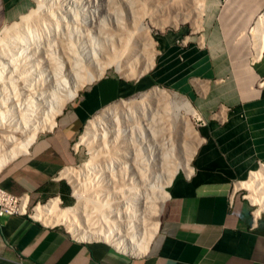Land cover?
<instances>
[{
	"label": "crops",
	"instance_id": "0c3cea01",
	"mask_svg": "<svg viewBox=\"0 0 264 264\" xmlns=\"http://www.w3.org/2000/svg\"><path fill=\"white\" fill-rule=\"evenodd\" d=\"M33 6L34 0H0V31ZM263 7L264 0H203L198 25L187 20L189 26L159 35L156 61L145 73L103 76L85 86L50 129L0 169V188L26 193L30 205L57 199L69 206L72 188L61 173L82 162L73 141L86 123L154 87L176 91L204 123L188 165L167 185L142 254L11 215L0 217V264H264V213L253 223L238 186L264 165V59H251L247 43L252 48L247 33Z\"/></svg>",
	"mask_w": 264,
	"mask_h": 264
},
{
	"label": "bare ground",
	"instance_id": "6f19581e",
	"mask_svg": "<svg viewBox=\"0 0 264 264\" xmlns=\"http://www.w3.org/2000/svg\"><path fill=\"white\" fill-rule=\"evenodd\" d=\"M119 1L126 9L125 14H123L134 29L132 2L129 0ZM59 3L60 6L54 12L55 14L47 12L41 16V20L29 19L28 15H23L24 17L20 18L22 20H20V24L13 23L8 28L4 29V26L3 31L1 30L0 105L6 103L2 101L4 96L10 107L5 111H0V129L5 128L12 132L19 130L21 139L18 142L12 134L0 135V169L15 156L25 152L36 137L37 132L50 129L54 125L55 115L61 112L66 102L76 97L77 88L80 87L78 81H85L90 84L100 78L103 73L104 67L99 61L103 55L97 51L98 47L94 46L96 48L93 50H87L86 46L81 44L77 49L78 51L75 52L71 47L67 49L64 39L62 40V35H64L65 28L73 30L75 24L79 30L77 27L79 22L83 24L81 29H85L87 34L92 31L99 33L104 26L101 17L107 20L108 25L112 28L117 27L119 21L113 7V0H60ZM167 5H169L172 14L182 10L180 18L172 17L171 24L173 25L186 20L188 16L192 22H197L203 11L201 0H169ZM152 8L154 12L156 7ZM157 8L161 9L160 6ZM38 9L41 10V5L38 6ZM164 10L166 12L167 9ZM156 12L155 9V14ZM167 13L169 14V12ZM161 14L163 15L162 9ZM150 17L152 23L156 25L154 16L150 15ZM163 18L166 19V17ZM136 26H138L135 28L136 31H142L140 33L143 34L142 38H139L141 37L139 35L138 38L141 41L138 39L136 40L137 43L142 44L146 40L149 45H153L149 38L148 29L141 24ZM86 29H89V32ZM131 29L130 32L133 30ZM138 34L136 33V35ZM251 35L253 37L254 59H258L264 52V11L257 17L251 29ZM123 37L124 35H122V39ZM113 38H117L118 42L121 43V38L118 36ZM128 45L131 43L127 38L123 47L126 48ZM113 46L110 45V48L116 52L117 50ZM29 49L31 50L29 51ZM25 59L32 62V71L29 75L21 69ZM146 62L147 68H150L153 59ZM124 63L126 60L116 61L114 63L115 69L124 73ZM36 79L48 81L49 86L53 87L49 95L55 98L52 101L54 106L47 120L41 126L28 124L31 117H34L32 115L34 113L33 105L34 103L37 104L32 102V98L39 102L44 99L42 91L41 93L35 92L33 95L32 81ZM58 89L62 92L61 98L56 97ZM152 89L148 91L149 94H146V99L139 100V103L121 104L117 109L111 107L105 114H99L87 122L83 133L84 138L89 141L95 137L97 141L91 147V152L99 154L101 158L102 154L108 152V147H110L111 154L102 156L104 158H101L98 163L95 162L96 164L92 161L87 163L84 172L88 175L83 176L82 182L79 181L81 179L76 174L68 172V169L64 170L62 174L68 176L72 182L77 203L62 208L57 199H51L43 206L36 207L34 218L47 223H63L70 233L78 239L91 241L92 238H98V240L111 243L123 253L139 255L145 251L158 224V215L166 195L164 188L177 171L176 168L180 169L188 165L194 151L193 144L186 146L182 142L178 134L179 128L182 132L196 137V131L191 129L189 121L190 117L194 115V109L189 101L168 94L164 90L157 89V87ZM119 134L120 141L118 142L116 139ZM180 134L182 133L180 132ZM106 136L111 137L109 144L105 142ZM88 141L87 143H90ZM173 158H176L178 164H173ZM160 167H163L165 177L161 184L159 182V194L157 196L159 200L157 203L155 202L157 205L152 206L154 221L146 230L145 221L138 209L149 202L147 191H151L157 182V179L154 178L157 173L154 172V175L152 171L148 173L149 169L154 168L156 170ZM92 172H94L93 176L91 175ZM90 175L92 176L91 179L89 178ZM97 183L109 185L103 190L101 203H96L91 198L92 189L96 188L91 187ZM238 186L249 187L251 191L248 196L249 199L259 205L257 212L264 211V170L252 172L249 178L240 182ZM104 207L106 210L102 209ZM95 211H101L98 212L99 215L107 212L106 215L93 219L92 214ZM95 221H100V223H96L94 226Z\"/></svg>",
	"mask_w": 264,
	"mask_h": 264
},
{
	"label": "rangeland",
	"instance_id": "374dc122",
	"mask_svg": "<svg viewBox=\"0 0 264 264\" xmlns=\"http://www.w3.org/2000/svg\"><path fill=\"white\" fill-rule=\"evenodd\" d=\"M59 1L60 0H34V6H33V8H32V10L30 11V12H28L27 14H25L24 16H26V15H28L30 18L29 19H33V18H36V20H41L42 18H41V16L42 15H44V14H46L47 12H52V13H54L56 10H57V8L60 6V3H59ZM119 0H113V7H114V10H115V12H116V14H117V20L119 21L118 22V25H117V27H115V28H112L110 25H108V21L107 20H105V19H102V17L100 18L101 19V22H103L104 23V26L100 29V31H99V33H98V31H92V32H90L89 34H87L86 32H85V29L84 30H82L81 28H83V24L81 23L80 24V22L78 23L79 24V26L77 25V27L79 28V30L76 28V24L74 25V29L73 30H69L68 28H65L64 29V35H62L63 36V38H62V40L64 39V42L66 43L65 45H66V47H67V49L69 48V47H71L72 49H73V51H75V52H77L78 50V47H79V45H81V44H83L84 46H86L85 48L87 49V50H90V49H94V48H96V47H98L99 48V50H98V48H97V51L98 52H100V53H102V55H103V57H100L99 58V61H100V63L103 65V67H104V70H103V73H102V75L100 76V78L101 77H103V76H108V75H113V76H120V77H122V78H125V79H133V78H137L139 75H141V74H143V73H145L149 68H147V62L146 61H148L149 59H153V64L155 63V61H156V58H157V55H158V48H157V38L159 37V35L160 34H162V33H164V32H166V31H168V30H172V29H174V28H177V27H181L183 24H184V26H189L188 25V22L189 21H191V19H189V16H188V18L186 19V20H184V21H179L176 25H173V24H171V20H173L172 19V17L173 18H180V16H181V14H180V12H182V10H180V12L179 13H173L172 14V12H171V9H170V7H169V5H167L168 3H169V0H129V1H131L132 3V5L131 6H133V7H131V10H132V14H133V16H134V20L135 21H137V18L139 19V20H141L140 22H139V20L137 21V22H135L134 21V23H135V25H134V29L135 28H138V26H136V25H144L147 29H148V33H149V38L151 39V43H153V45H149L148 43H147V41L145 40L144 41V43H142V44H138L137 42L138 41H136V40H138L139 38H142L143 36V34L141 35V33L140 32H142V31H140V32H138V31H136L137 29H133L132 27L133 26H131V25H129V20L126 18V16L124 15L125 14V11H126V9H125V7H123V4L119 1ZM144 1V2H143ZM152 1H153V3H152ZM202 2H203V0H201ZM157 2V3H156ZM159 3V4H158ZM163 3V4H162ZM165 4V6H163ZM39 5H41V10L40 9H38V6ZM160 6L161 7V9H162V12H163V15L161 14V9L159 8H157L158 6ZM139 6V7H138ZM151 6V8L152 7H156V8H154V12H153V8L151 9V8H149ZM168 6V7H167ZM142 7V8H141ZM163 7V8H162ZM149 8V9H148ZM167 9L166 10V12H165V10L164 9ZM155 9H156V11L158 12V15H157V12H156V14H155ZM158 9V10H157ZM148 10V11H147ZM150 10V11H149ZM152 10V11H151ZM164 10V11H163ZM264 11V7L261 9V11H259L258 13H262ZM145 12H149L148 14L147 13H145ZM164 12H165V14H164ZM167 12H169V14L167 13ZM185 12V11H184ZM183 12V13H184ZM187 12V11H186ZM185 12V13H186ZM124 13V14H123ZM153 13V14H152ZM161 15H160V14ZM55 14V13H54ZM131 14V15H132ZM152 16H154L153 18H154V20H155V22H156V25L155 24H153L152 23V20L150 19L151 17H150V15ZM168 16H167V15ZM175 14H177V15H175ZM180 14V15H179ZM141 15H142V18H141ZM144 15H146V16H144ZM149 15V16H148ZM166 15V16H165ZM257 14H255L254 15V17L256 16ZM23 16V17H24ZM133 16H131V17H133ZM137 16V17H136ZM119 17V18H118ZM163 17H166V19L165 18H163ZM22 18V17H21ZM41 18V19H40ZM159 18V19H158ZM256 18V17H255ZM163 19V20H162ZM21 19H18L17 21H15V22H13V23H18V24H20L21 23V21H20ZM44 20V19H43ZM128 20V21H127ZM168 20V21H167ZM187 20H189L188 22H187ZM20 21V22H19ZM122 23H121V22ZM254 21V20H253ZM163 22V23H162ZM186 22V23H185ZM13 23H9V24H7L5 27H4V29L5 28H8L9 26H11ZM126 23V24H125ZM143 23V24H142ZM191 23L194 25V24H196V25H198L197 24V22L195 21V22H192L191 21ZM190 23V24H191ZM125 24V25H124ZM191 24V25H192ZM252 24H253V22H252ZM251 24V25H252ZM120 25V26H119ZM107 26H108V28H107ZM129 28H127V27ZM85 27V26H84ZM111 27V28H110ZM121 27H123V28H120ZM126 27V30L124 29ZM64 28V27H63ZM88 28V27H87ZM133 30H132V29ZM76 29H77V31H76ZM108 29V30H107ZM124 29V30H123ZM130 29L132 30V32H130ZM127 30H128V32H127ZM3 31V30H2ZM2 31H0V35L2 34ZM78 31H79V33H78ZM82 32V34H80L81 32ZM86 31L87 32H89V29H86ZM123 31H124V33H123ZM127 32V34H126V32ZM135 31V32H134ZM106 32H108V33H106ZM121 32V33H120ZM87 35H86V34ZM106 33V34H105ZM110 33V34H109ZM120 33V34H119ZM123 33V34H122ZM130 33H132V36H130ZM134 33H135V35H134ZM136 33H139L138 35H136ZM112 34H117V35H113L112 36ZM124 35V37H123V39H122V35ZM129 34V35H128ZM81 35V36H80ZM107 35H109V37H107ZM110 35H111V37H110ZM139 35L141 36V37H139ZM119 37V38H121V43L120 42H118V40H117V38H113V37ZM129 36V37H128ZM247 36L248 37H252V35L250 34V33H247ZM130 37H132V38H130ZM139 37V38H138ZM113 38V39H112ZM129 39L130 40V43H131V45H128V47H126V48H124L123 47V45H124V42H125V39ZM133 38H134V40H133ZM145 38V37H144ZM132 39V40H131ZM44 41H45V39H43ZM50 40H52V38H50ZM140 41H141V39H139ZM133 41V42H132ZM247 43H248V45H249V47H248V51H249V53H248V56L251 58V59H253V54H254V52H253V48H251V41L250 40H248L247 41ZM252 44H253V37H252ZM110 45H114L113 46V48H115V50H117L116 52H114L111 48H110ZM94 46H96V47H94ZM150 46H153L152 48L150 47ZM31 49H29V51H30ZM28 51V52H29ZM260 59H264V52L261 54V57H260ZM125 61L126 60V63H124L125 65H124V67H125V69H124V73H122V72H118L116 69H115V62L116 61ZM251 61V60H250ZM253 63H255V61H253ZM31 64H32V62L31 61H29L28 59H25V61L23 62V64L21 65V69L23 70V71H25V72H27V75H29L30 73H31V71H32V68H31ZM143 70V71H142ZM91 72H92V70H91ZM262 72H264V70L263 71H261V73ZM94 73V72H93ZM40 80V79H39ZM38 79H36L35 81H32V92H33V95H34V93L35 92H40L41 93V91L43 92V95H44V99L41 101V102H39V101H34V99L32 98V102H36L37 104H35L34 103V105H33V109H34V113H32V115H34V117L32 116L31 117V121L30 122H28V124H30V125H34V124H36V125H38V126H41V125H43L44 123H45V121L47 120V118H48V116H49V114H50V112H51V110H52V108H53V104H54V102L52 103V101H54L55 100V98L54 97H52L51 95H49L50 94V92L53 90V87L52 86H49V83H48V81H46V80H40L39 81ZM97 80V79H96ZM96 80H94V81H96ZM78 83H79V85H80V87H79V85H78V87L79 88H77V95H76V97L75 98H73L72 100H70V101H68V102H66L64 105H63V107H62V110L64 109V107H67V106H69V104L70 103H72V102H74V100L77 98V96L79 95V93H80V91L85 87V86H87V85H89L87 82H85V81H78ZM92 83V82H91ZM157 89H161V90H164V91H166L168 94H171V95H175V96H177V97H179V98H183V96L181 95V94H179V93H177L176 91H173V90H171V89H167V88H162V87H157ZM151 90V89H150ZM150 90H148V91H150ZM153 90V89H152ZM148 91H146V92H144V93H141V94H139V95H136V96H134V97H131V98H128V99H123V100H120V101H116V102H114L112 105H110L109 107H106L105 109H103V110H101L99 113H97L95 116H98L99 114H105L106 113V111H109V108H118L121 104H137V103H139L142 99H146V94L148 93ZM30 92H31V90H30ZM149 94V93H148ZM30 96V95H29ZM144 96V97H143ZM182 96V97H181ZM56 97L57 98H61L62 97V92H60L59 91V89H58V93H57V95H56ZM25 98V97H24ZM140 100V101H139ZM2 101L3 102H6L5 104H2V105H0V111H5V110H7V108L8 107H10V105H9V103H8V100L6 101L5 100V97L3 96V98H2ZM61 110V111H62ZM60 114V113H59ZM59 114H56L55 115V118L59 115ZM94 116V117H95ZM94 117H92V118H94ZM55 118H54V120H55ZM190 121V120H189ZM188 121V122H189ZM87 124V123H86ZM190 125H191V123H190ZM86 126V125H85ZM84 128L85 127H83L81 130H80V132L78 133V136L74 139V141H73V144H74V146H75V148L78 150V152L79 153H81L82 154V156H83V160H82V162L78 165V166H76V167H73V168H71V169H68L67 171L68 172H72L73 174H76L77 176H78V178L79 179H81V180H79V181H81L82 182V179H83V176L84 175H88V174H86V172H84V171H86L85 169L87 168V167H85V165L87 164V163H89L90 161H92L93 163H98L99 161H100V159L101 158H104L105 156H107V154L109 153V154H111L110 152H111V148L110 147H108L109 148V150H108V152H104L103 154H102V156H104V157H102L101 156V158H100V156H99V154H93L92 152H91V147H93L94 146V144L97 142L96 141V138L94 137V138H91L89 141H90V143H87V139L86 138H84V136H83V133H84ZM191 129L192 130H194V128L192 127V125H191ZM44 131H46V129H43V131H39V132H37V134H36V136L38 135V134H40V133H42V132H44ZM11 132V133H10ZM180 132L182 133V134H180ZM8 134H12V135H14L15 137H16V140L19 142L20 141V139H21V136H20V132H19V130H15V131H8V130H6L5 128H3V129H0V135H8ZM178 134H179V136H180V138H181V140H182V142L186 145V146H190V144H193L194 145V137H193V135L192 134H189V133H185L184 131L182 132L181 131V129L179 128V131H178ZM1 137V136H0ZM106 141L105 142H107L108 144H109V141H110V139H111V137L110 136H106ZM88 141V142H89ZM116 141H120V134L117 136V139H116ZM106 143V144H107ZM114 151V150H113ZM112 151V152H113ZM102 152V151H101ZM94 160V161H93ZM172 162H173V164H178V161H176V158H173L172 159ZM95 163V164H96ZM108 166V165H107ZM171 167V166H170ZM175 169V168H174ZM179 168H176L175 170H178ZM171 170H173V169H171ZM153 172V175L155 174V173H157L156 175H154V178L155 179H157V182L155 183V186H154V188L151 190V191H147L148 192V201L149 202H147L145 205H142V206H140L139 207V211L141 212V215L143 216V219H144V221H145V224H146V230H148V228L151 226V224H152V222L154 221V218H153V215H152V211H153V207L152 206H155V205H157V204H155V202L157 203L158 202V194H159V190H158V187L160 186V184L162 183V181L164 180V174H163V172H164V169H163V167H160V169H154V168H152V169H149V171H148V173L149 172ZM155 172V173H154ZM93 173V174H92ZM91 173V175L93 176L94 175V172H92ZM83 174V175H82ZM63 175V174H62ZM90 175V179H91V176ZM66 179H67V181L70 183V185H71V188H72V194H73V202H72V204L71 205H69V206H72V205H74V204H76L77 203V199H76V197H75V195H74V187H73V184H72V182L70 181V179H69V177L68 176H65V175H63ZM116 177V176H115ZM153 177V176H152ZM116 178H118V177H116ZM89 181H91V180H89ZM95 181H96V178H95ZM102 181V180H101ZM159 182H160V184H159ZM92 183V182H91ZM125 184H126V182H125ZM97 185V186H96ZM101 185V186H100ZM93 186V185H92ZM108 186L109 185H107V184H101V183H97V184H95L93 187H91V188H94V187H96L95 189H92L93 190V193H92V195H91V198H92V200H95L96 201V203L97 202H100L101 203V201H102V193H103V190H104V188H108ZM240 187V186H239ZM166 188H167V186H165V191H166ZM241 188H243L242 186H241ZM243 190H244V193L247 195V196H249L250 195V189H249V187L248 188H243ZM97 191V192H96ZM104 197V196H103ZM249 198V197H248ZM251 201V200H250ZM164 202V201H163ZM252 202V201H251ZM253 203V202H252ZM42 205V204H41ZM44 205V204H43ZM42 205V206H43ZM254 205H255V203H254ZM69 206H64L63 204L60 206V207H62V208H65V207H69ZM257 208H259V205L257 204V205H255ZM118 208H120V207H118ZM103 210H106V208L104 207V208H102ZM263 211V210H262ZM93 212V211H92ZM98 212H101V211H95L93 214H92V218L93 219H96V218H98V217H100V216H102V215H106V212L107 211H105L104 213H102V215H99L98 214ZM264 212V211H263ZM263 212H261V213H263ZM97 213V214H96ZM41 223H43L44 225H46V226H55V227H61V228H63L68 234H70L72 237H74V238H77L76 236H73L72 235V233H70V231H69V229H67V227H66V225L64 226V224L63 223H47V222H44L43 220H41L40 221ZM99 224L100 223V221H95L94 222V226H95V224ZM78 239V238H77ZM98 239V238H97ZM97 239H95V238H92L91 240H97ZM80 240H83V239H80Z\"/></svg>",
	"mask_w": 264,
	"mask_h": 264
},
{
	"label": "built area",
	"instance_id": "2783aa9c",
	"mask_svg": "<svg viewBox=\"0 0 264 264\" xmlns=\"http://www.w3.org/2000/svg\"><path fill=\"white\" fill-rule=\"evenodd\" d=\"M190 123L196 131L197 127L201 126L204 123V120L194 110V115L190 117ZM257 170H264V165H260ZM62 173H61V176L64 177ZM245 197L252 205L251 217H252L253 223H255L256 219L260 216L261 212L263 211L257 212L258 208L255 206L257 204L254 205V203L250 201V199L248 198L246 194H245ZM58 202H59V206H61L62 205L61 201H58ZM40 205H41L40 203H36L35 205H30L28 195L26 193L14 195L0 188V217L11 216V215L24 216V217H27L31 220L37 221L40 224L44 225L43 223L40 222V220L34 218L35 209L36 207ZM48 227H55V226H48ZM77 240H80V239H77ZM80 241H86V240H80Z\"/></svg>",
	"mask_w": 264,
	"mask_h": 264
}]
</instances>
